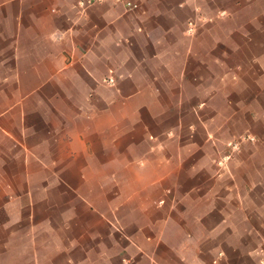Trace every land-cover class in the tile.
Returning a JSON list of instances; mask_svg holds the SVG:
<instances>
[{
	"label": "crops",
	"instance_id": "crops-1",
	"mask_svg": "<svg viewBox=\"0 0 264 264\" xmlns=\"http://www.w3.org/2000/svg\"><path fill=\"white\" fill-rule=\"evenodd\" d=\"M79 1L0 0V264H262L264 0Z\"/></svg>",
	"mask_w": 264,
	"mask_h": 264
},
{
	"label": "built area",
	"instance_id": "built-area-1",
	"mask_svg": "<svg viewBox=\"0 0 264 264\" xmlns=\"http://www.w3.org/2000/svg\"><path fill=\"white\" fill-rule=\"evenodd\" d=\"M105 1L106 0H80L78 2V5L80 7H84L85 5H90V4H94V3H102V2H105ZM111 1L118 2V1H121V0H111ZM125 7H126L127 10H134L137 7V3L135 1H132V0H127V1H125ZM222 13H224V12H222ZM198 17L201 18V19L205 18L204 16H200V15ZM194 26H195V21L189 20L188 21V25H187V30L188 31H192L194 29ZM107 81L112 83L113 82V78L112 77H108ZM220 255H223V254L220 253ZM261 263L264 264V257L261 258Z\"/></svg>",
	"mask_w": 264,
	"mask_h": 264
},
{
	"label": "rangeland",
	"instance_id": "rangeland-1",
	"mask_svg": "<svg viewBox=\"0 0 264 264\" xmlns=\"http://www.w3.org/2000/svg\"><path fill=\"white\" fill-rule=\"evenodd\" d=\"M211 1V0H210ZM222 12H224V13H222ZM226 13V11L225 10H219V14L220 15H224ZM248 138V136L247 135H240V136H238L237 138H235V139H233L232 141H230V142H228L227 144H226V147H231L232 149H234L235 147L238 149V148H240V146H242V144H241V142L243 141V140H245V139H247ZM228 155H229V153H228ZM228 155H226V156H228ZM223 158H225V156L223 157Z\"/></svg>",
	"mask_w": 264,
	"mask_h": 264
}]
</instances>
